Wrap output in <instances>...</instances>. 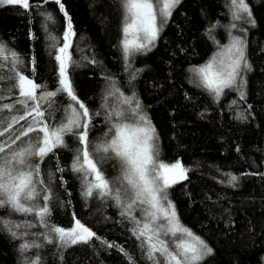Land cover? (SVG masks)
Here are the masks:
<instances>
[{"label":"trees","instance_id":"obj_1","mask_svg":"<svg viewBox=\"0 0 264 264\" xmlns=\"http://www.w3.org/2000/svg\"><path fill=\"white\" fill-rule=\"evenodd\" d=\"M61 3L75 33L69 50L78 62L69 67L74 88L93 113L101 112L92 118L90 139L97 140L107 131L101 104L109 87L105 77H110L125 95L135 93L156 129L161 160L180 161L189 169L187 179L169 188L168 196L180 222L213 249L202 264H264V0H246L254 23L238 20L234 29L227 0H180L154 46L128 61L121 44L120 0ZM30 4L29 10L0 7V42L20 54L28 66L27 75L51 90L58 71H54V57L49 56L48 33L61 37L67 18L54 0H30ZM42 12L51 13L54 22H45ZM230 32L246 43L244 98L226 89L217 101L193 83L190 69L206 63L218 44H228ZM13 101L14 97L3 103ZM61 115L56 111L54 120ZM25 123L20 121L12 131L18 132ZM9 135L6 132L0 141ZM65 139L75 147L72 137ZM57 160L63 172L56 171ZM71 161L72 152L59 148L40 166L45 180L53 174L49 222L71 227L74 213L99 239L67 248L58 242L49 244L42 235L46 229L34 216L0 208V218L33 225L14 228L17 236L0 229V264H27L36 257L40 264H151L130 231L132 225L113 201L82 197L81 181L69 168ZM113 163L104 166L109 176L115 174ZM231 176L236 180L230 182ZM102 240L115 246L110 248ZM25 242L42 247L21 251Z\"/></svg>","mask_w":264,"mask_h":264},{"label":"snow or ice","instance_id":"obj_2","mask_svg":"<svg viewBox=\"0 0 264 264\" xmlns=\"http://www.w3.org/2000/svg\"><path fill=\"white\" fill-rule=\"evenodd\" d=\"M54 2L67 18V29L61 37L48 33L49 56L54 57V71H58L54 89L36 83L34 75L26 74L28 66L20 54L0 42V137L10 133L7 139L0 141V208L34 216L46 229L42 235L49 244L58 242L59 246L67 248L99 239L74 213L71 227L49 222L50 204L54 199L50 187L53 174L49 173L45 180L41 177L40 166L49 154L55 156L56 149L67 148L72 152L69 168L81 181L82 197L87 200L95 195L101 200L113 201L119 214L132 225L130 231L151 264H202L213 249L180 222L168 196L169 188L187 179L189 169L180 161L161 160L156 129L135 93L125 95L110 77H105L109 87L101 104L107 131L97 140L90 139L92 118L101 112L93 113L76 93L69 73V67L78 63L69 51L75 33L61 0ZM227 2L233 20L231 28L237 27L235 21L238 20L254 23L246 0ZM179 3L180 0H120L121 44L126 61L154 46L162 26ZM7 5L21 6L24 10L31 7L30 0H0V7ZM40 15L45 22H54L51 13ZM44 31L48 32L46 24ZM229 35L228 44H218V51L206 63L190 69L193 83L217 101L226 89L235 90L241 99L244 98L241 73L248 68L246 43L240 36L231 35V32ZM35 63L32 57L33 74ZM13 97V103H3ZM56 111L62 113L59 120H54ZM20 121H25V125L13 132V126ZM69 136L75 142L74 148L65 139ZM109 161H114L115 174L111 176L106 174L104 167ZM56 171H64L58 160ZM235 180L236 177L231 176L230 182ZM32 226L28 221L20 224L0 218V229L10 231L13 236H17L14 228ZM101 243L110 248L115 246L103 240ZM20 247L24 251L42 245L25 242ZM27 264H40V258Z\"/></svg>","mask_w":264,"mask_h":264},{"label":"bare ground","instance_id":"obj_3","mask_svg":"<svg viewBox=\"0 0 264 264\" xmlns=\"http://www.w3.org/2000/svg\"><path fill=\"white\" fill-rule=\"evenodd\" d=\"M230 39H231V38H230ZM230 39H229V40H230ZM203 64H204V63H202V64H200V65H203ZM200 65H199V66H200ZM75 217H76L77 219H79L77 216H75ZM82 223H83V222H82ZM73 225H74V221H72V226H73ZM85 226L88 227L86 224H85ZM90 229H91V228H90ZM91 230H92V229H91ZM92 231H93V230H92ZM195 234L198 235L197 233H195Z\"/></svg>","mask_w":264,"mask_h":264},{"label":"rangeland","instance_id":"obj_4","mask_svg":"<svg viewBox=\"0 0 264 264\" xmlns=\"http://www.w3.org/2000/svg\"><path fill=\"white\" fill-rule=\"evenodd\" d=\"M233 35H235V34H233ZM246 69H244L243 71H242V73H241V75H242V77H243V80H244V84H245V76H244V71H245ZM153 125V124H152ZM154 126V125H153ZM31 135V134H30Z\"/></svg>","mask_w":264,"mask_h":264}]
</instances>
